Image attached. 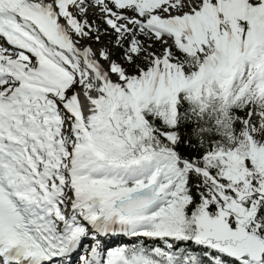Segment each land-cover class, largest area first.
Returning a JSON list of instances; mask_svg holds the SVG:
<instances>
[{
  "label": "snow or ice",
  "instance_id": "obj_1",
  "mask_svg": "<svg viewBox=\"0 0 264 264\" xmlns=\"http://www.w3.org/2000/svg\"><path fill=\"white\" fill-rule=\"evenodd\" d=\"M0 264H264V0H0Z\"/></svg>",
  "mask_w": 264,
  "mask_h": 264
}]
</instances>
